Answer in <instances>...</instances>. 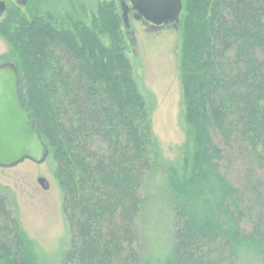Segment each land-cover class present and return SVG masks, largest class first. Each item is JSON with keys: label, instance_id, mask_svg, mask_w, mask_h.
Wrapping results in <instances>:
<instances>
[{"label": "trees", "instance_id": "obj_1", "mask_svg": "<svg viewBox=\"0 0 264 264\" xmlns=\"http://www.w3.org/2000/svg\"><path fill=\"white\" fill-rule=\"evenodd\" d=\"M183 5L181 171L153 131L116 0L57 15L32 3L30 17L15 7L4 18L64 193L70 244L60 264H264V0ZM159 181L173 210L163 260L146 235ZM0 264H40L1 183Z\"/></svg>", "mask_w": 264, "mask_h": 264}, {"label": "rangeland", "instance_id": "obj_2", "mask_svg": "<svg viewBox=\"0 0 264 264\" xmlns=\"http://www.w3.org/2000/svg\"><path fill=\"white\" fill-rule=\"evenodd\" d=\"M0 1L5 3L4 11L0 12V63H3L15 56L12 44L1 31L4 18L12 8H20L28 17L31 15L29 4L32 3L37 5V9L48 10L56 15L67 11L83 13L84 8L90 11L100 0ZM116 1L125 20L122 7L124 0ZM124 30L130 42L129 56L138 85L151 105L153 131L161 151L181 171L187 143L181 81V26L154 29L150 24L136 20L130 10ZM50 162L37 164L26 160L13 168L0 167V183L15 194L22 226L35 240L40 264H60L70 244L69 222L64 213V193L55 177L53 163ZM40 177L48 180V189L39 182ZM157 188L149 206L146 223L150 228H146V235L149 253L163 260L172 243L173 210L165 195V183L159 181ZM249 226L245 229L249 230Z\"/></svg>", "mask_w": 264, "mask_h": 264}, {"label": "water", "instance_id": "obj_3", "mask_svg": "<svg viewBox=\"0 0 264 264\" xmlns=\"http://www.w3.org/2000/svg\"><path fill=\"white\" fill-rule=\"evenodd\" d=\"M183 0H124L122 7L126 23L129 11L137 20L154 28L181 23ZM0 12L5 3L0 1ZM21 74L15 62L0 63V167L13 168L26 160L37 164L47 161L50 148L46 144L36 121L26 106L21 91ZM39 182L49 188L46 178Z\"/></svg>", "mask_w": 264, "mask_h": 264}, {"label": "flooded vegetation", "instance_id": "obj_4", "mask_svg": "<svg viewBox=\"0 0 264 264\" xmlns=\"http://www.w3.org/2000/svg\"><path fill=\"white\" fill-rule=\"evenodd\" d=\"M133 13H134V11H132ZM135 18V17H134ZM137 20V19H136ZM141 21H143V20H141ZM144 22V21H143ZM144 23H146V22H144ZM146 24H148V23H146ZM150 26L152 27V28H154L151 24H150ZM169 26H172V25H168V26H163V27H169ZM158 28H161V27H158ZM155 29V28H154Z\"/></svg>", "mask_w": 264, "mask_h": 264}]
</instances>
